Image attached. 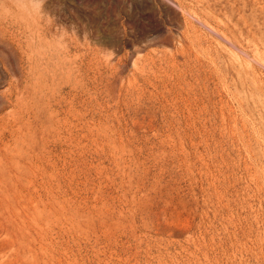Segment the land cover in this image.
I'll use <instances>...</instances> for the list:
<instances>
[{"label": "rangeland", "instance_id": "obj_1", "mask_svg": "<svg viewBox=\"0 0 264 264\" xmlns=\"http://www.w3.org/2000/svg\"><path fill=\"white\" fill-rule=\"evenodd\" d=\"M168 1L0 0V264H264V0Z\"/></svg>", "mask_w": 264, "mask_h": 264}, {"label": "bare ground", "instance_id": "obj_2", "mask_svg": "<svg viewBox=\"0 0 264 264\" xmlns=\"http://www.w3.org/2000/svg\"><path fill=\"white\" fill-rule=\"evenodd\" d=\"M169 1H171V3H173L172 5H174L176 8L180 9L181 11L183 10L184 13L190 14V12H193V11L196 12L195 10L188 12V11L184 8V6L182 5V4H183V3H181L182 0H181V1H180V0H179V1H178V0H177V1H176V0H169ZM169 1H168V2H169ZM184 1H185V0H184ZM169 3H170V2H169ZM187 4H188V3H187ZM199 5H200V3H199ZM194 7H195V6H194ZM173 8H174V7H173ZM176 8H175V9H176ZM190 8H191V7H190ZM198 8H199V7H198ZM188 9H189V8H188ZM192 9H193V8H192ZM196 10H197V9H196ZM203 10H204V8H203ZM208 10H209V9H208ZM199 11H200V10H199ZM174 12H175V11H174ZM194 12H193V13H194ZM201 12H202V11H201ZM203 12H204V11H203ZM176 13H177V12H176ZM194 14H195V13H194ZM194 14H193V15H194ZM198 14H199V13H198ZM201 14H202V13H201ZM205 14H206V13H205ZM179 15H180V14H179ZM183 15H184V14H183ZM190 15L193 16L192 14H190ZM195 15H197V14H195ZM195 15H194V16H195ZM203 15H204V14H203ZM207 15H208V14H207ZM195 17H196V16H195ZM202 17L204 18V16H202ZM176 18H177V17H176ZM179 18H180V17H179ZM198 18H199V16H198L196 19H198ZM207 18H208V17H207ZM214 18H215V16H214ZM205 19H206V18H205ZM205 19H204V20H205ZM218 19H220V17H218ZM174 20H175V19H174ZM176 20H177V19H176ZM190 20H191V19H190ZM190 20H188V22H189ZM193 20H194V19H193ZM198 20H200V19H198ZM204 20H200V22H201V23H202V22L205 23ZM220 20H221V19H220ZM220 20H219V21H220ZM213 21H214V20H213ZM178 22H179V21H178ZM207 22H208V21H207ZM211 22H212V21H211ZM216 22H217V20H216ZM180 23H181V22H179V24H180ZM192 23H193V22H192ZM209 23H210V22H209ZM174 24H176V23H174ZM193 24H194V23H193ZM215 24H216V23H215ZM171 25H172V24H171ZM188 25H189V24H188ZM199 25H201V24H199ZM210 25H211V24H210ZM210 25H209V27H211L213 24H212L211 26H210ZM217 25H218V24H217ZM223 25H225V24L223 23ZM177 26H178V25H177ZM195 26H196V25H195ZM220 26H221V25H220ZM220 26H219V27H220ZM179 27H181V26H179ZM203 27H204V26H203ZM213 27H215V25H214ZM216 27H217V26H216ZM211 28H212V27H211ZM211 28H210V29H211ZM221 28H222V26H221ZM223 28H224V27H223ZM210 29H209V30H210ZM217 29H219V28H217ZM213 30L216 32V29H215V28H214ZM219 30H220V29H219ZM223 31H224V30H223ZM215 32H214V33H215ZM218 32H219V31H218ZM220 32H221V31H220ZM220 32H219V35H220ZM176 33H177V32H176ZM180 33H181V32H180ZM180 33H178V34H180ZM221 33H222V32H221ZM226 33H228V30L226 31ZM226 33H224V34H225V37H226V38H224V39H226V40L228 39V41H229L230 38H228V36H226V35H227ZM216 34H217V33H216ZM181 35H182V34H181ZM219 35H218V36H219ZM222 35H223V34H222ZM229 36H230V35H229ZM234 36H235V35H234ZM220 37H222V36L220 35ZM35 38H36V37H35ZM179 38H180V37H179ZM181 38L183 39L184 37L181 36ZM222 38H223V37H222ZM234 38H235V37H234ZM237 38H238V36H237ZM237 38H236V39H237ZM239 38H240V37H239ZM218 39H219V38H218ZM237 40H238V39H237ZM240 40H241V39H240ZM240 40H239V41H240ZM220 41H222V40H220ZM220 41H219V42H220ZM225 42H226V41H225ZM230 42H231V41H230ZM0 43H1L3 46H5V45H8V46L11 45V41L3 40V39H1V38H0ZM225 44H226V43H225ZM225 44H224V45H225ZM232 44H233V42L231 43V45H232ZM240 44H241V42H240ZM256 44H258V42H257ZM0 46H1V45H0ZM234 46H236V45H234ZM234 46H233V47H234ZM240 46H242V45H240ZM246 46H247V45H245V47H246ZM226 47H227V46H226ZM0 48H1V47H0ZM2 48H3V47H2ZM4 48H5V47H4ZM228 48H229V47H228ZM237 48H238V47H237ZM246 48H247V47H246ZM5 49H6V48H5ZM233 49H234V48H233ZM261 49H262V48H261ZM7 50H8V49H7ZM258 50H259V49H258ZM9 51H10V49H9ZM232 51H233V50H232ZM235 51H236V50H235ZM235 51H234V52H235ZM238 51H239V52H240V51L243 52V51H246V50H238ZM258 52H259V55H261L260 51H258ZM262 52H263V51H262ZM4 53H5V52H4V49H3V55H2V51H1V52H0V56H1V55L4 56ZM253 53H254V52H253ZM253 53H252V55H253ZM10 54H11V53H9V55H10ZM6 55H7V53H5V56H4L5 58L7 57ZM236 55H237V53H235V56H236ZM262 55H263V53H262ZM253 56H254V55H253ZM263 56H264V55H263ZM237 57H239V56L237 55ZM245 57H246V56H245ZM246 58H247V57H246ZM258 58H259V57H258ZM237 59H239V61H240V58H237ZM243 59H244V58H243ZM251 59H253V58H251ZM251 59H249V60L251 61ZM255 59H256V58H255ZM5 60H6V59H5ZM253 60H254V59H253ZM245 61H246V60H245ZM250 61H249V62H250ZM254 61H255V60H254ZM256 61H257V59H256ZM256 61H255L256 64H257L258 62L260 63V61H258V62H256ZM7 62H8V61H7ZM262 62H264V61H262ZM262 62H261V65H262ZM240 63H241V62H240ZM259 63H258V64H259ZM2 64H3V63H2ZM9 64H10V63H9ZM11 64H13V63H11ZM250 64H251V63H250ZM250 64H249V65H250ZM263 65H264V64H263ZM9 66H10V65H9ZM13 66H14V65H13ZM13 66H12V67H13ZM250 66H252V65H250ZM250 66H248V67H250ZM10 67H11V66H10ZM262 68H263V67H262ZM10 69H11V68H10ZM11 71H12V70H11ZM0 79H1V78H0ZM1 81H2V80H1ZM0 99H1V98H0Z\"/></svg>", "mask_w": 264, "mask_h": 264}]
</instances>
